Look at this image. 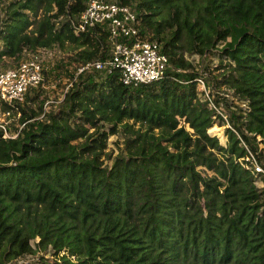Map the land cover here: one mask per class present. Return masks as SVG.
Instances as JSON below:
<instances>
[{"label": "trees", "instance_id": "16d2710c", "mask_svg": "<svg viewBox=\"0 0 264 264\" xmlns=\"http://www.w3.org/2000/svg\"><path fill=\"white\" fill-rule=\"evenodd\" d=\"M87 1L11 0L0 15V68L66 46L74 68L43 117L54 69L42 68L22 105H1L15 123L0 141V264L42 250L54 257L43 264H264V187L241 144L264 143V0H116L169 61L163 78L138 86L117 70L75 75L111 48L103 28L74 31ZM185 54L216 56L223 71H195ZM199 76L230 116L227 146L208 132L216 121ZM120 132L135 153L105 164Z\"/></svg>", "mask_w": 264, "mask_h": 264}, {"label": "built area", "instance_id": "2783aa9c", "mask_svg": "<svg viewBox=\"0 0 264 264\" xmlns=\"http://www.w3.org/2000/svg\"><path fill=\"white\" fill-rule=\"evenodd\" d=\"M71 23L76 33L103 28L109 33L111 42L110 52L105 58L88 60L77 65L75 75L84 72L109 74L117 70L122 83L131 86L159 81L164 77L169 67L168 58L157 41L141 37L136 14L131 7L116 0H88L85 10L77 20L72 19ZM40 51L25 53L23 59L14 67L0 68V131L4 137L9 131L7 124L10 114L3 112L1 105H22L27 93L39 87L43 81V57ZM196 80L203 100L207 101L208 108L213 112V119L222 120L229 129L235 131L230 124L229 114L221 105L215 104L203 78L199 76ZM48 102L50 101L43 105L41 117L47 112ZM241 144L246 151L242 165L264 187V162L259 155L263 145L260 143L258 149L253 151L247 143Z\"/></svg>", "mask_w": 264, "mask_h": 264}, {"label": "rangeland", "instance_id": "374dc122", "mask_svg": "<svg viewBox=\"0 0 264 264\" xmlns=\"http://www.w3.org/2000/svg\"><path fill=\"white\" fill-rule=\"evenodd\" d=\"M11 0H0V15L3 16V11L5 9V6L10 2ZM133 7V5H132ZM67 51H71L69 47H65L63 50L60 48H53V49H45V50H41V54L43 57V67L46 68L47 70L54 69L55 70V76H49V82L43 86V90L45 95L48 96L47 101L48 102V107H47V112L48 111H54L56 110V103L58 101H60L63 98V94L65 92V90L67 89V87L70 85V73L74 70V68H72L73 65H68L67 64V60H66V54ZM28 53V52H26ZM185 58L192 64L193 68L195 71L201 72V70L208 66L210 71L212 72L213 75H218L219 73H221L223 70L222 68H219V62H218V58L216 56L213 55H207L205 57H199V56H191L188 54H185ZM64 62L66 63L65 69L62 72H58L57 69H55L54 66L57 65V63H61ZM71 70L67 71V70ZM199 90L200 87H198ZM225 92V90H222ZM14 116L10 115L9 116V122L7 124V126L9 128H11V123H15L14 122ZM213 118V117H212ZM4 120H7L4 119ZM215 123L213 124V126L208 130V132L214 136H216L219 140V142L224 145L227 146L228 145V132L227 129H229L225 123H222V121L220 122L219 119H215ZM129 123H132L131 121H128ZM133 129H137L139 127L138 124H134ZM186 128L189 129L186 125ZM190 130V129H189ZM124 133V132H123ZM4 136V135H3ZM10 136L9 131L6 134L5 139H8ZM259 139V137H258ZM2 140L1 138V131H0V141ZM264 146V143L262 144ZM130 147L127 148L126 144H125V140H124V135L122 134V132L117 133V134H112L109 135L108 139H107V146L105 148V153L107 155L103 156L104 159V163L106 164H110L111 160H109L108 155L113 158L115 157L118 153H122V152H128L130 151L131 153H135L133 152V150ZM202 171V169H201ZM203 174H206L208 176L212 175V172L204 170ZM256 185H258V187H262V183L261 181L256 177ZM34 241H38V238H35ZM40 257H43V260L40 259ZM54 257L52 256V252L51 251H40L37 255H27L23 258H20L18 260L15 261V264H30V263H34V264H43L41 263L42 261H45L47 263H52L53 262Z\"/></svg>", "mask_w": 264, "mask_h": 264}, {"label": "bare ground", "instance_id": "6f19581e", "mask_svg": "<svg viewBox=\"0 0 264 264\" xmlns=\"http://www.w3.org/2000/svg\"><path fill=\"white\" fill-rule=\"evenodd\" d=\"M3 138H5V137L3 136Z\"/></svg>", "mask_w": 264, "mask_h": 264}, {"label": "clouds", "instance_id": "9594fccd", "mask_svg": "<svg viewBox=\"0 0 264 264\" xmlns=\"http://www.w3.org/2000/svg\"><path fill=\"white\" fill-rule=\"evenodd\" d=\"M263 147V146H262Z\"/></svg>", "mask_w": 264, "mask_h": 264}]
</instances>
